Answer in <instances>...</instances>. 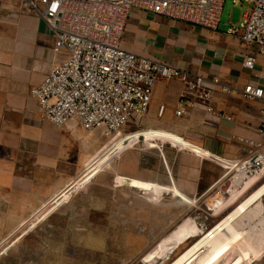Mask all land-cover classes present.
<instances>
[{
  "label": "crops",
  "instance_id": "crops-1",
  "mask_svg": "<svg viewBox=\"0 0 264 264\" xmlns=\"http://www.w3.org/2000/svg\"><path fill=\"white\" fill-rule=\"evenodd\" d=\"M237 21L230 12L228 20L219 17L210 29L132 9L121 46L189 71L212 92L207 101L192 98L194 104L176 115L182 83L159 79L146 112L105 137L100 129L84 131L76 122L58 127L43 117L31 90L66 51L53 52V31L41 17L25 12L22 0H0V233L14 237L0 246L39 255L37 261L20 252L11 256L16 264H50L44 259L49 250L62 247L59 240L50 241L53 222L100 214L99 208L84 207L89 200L98 201V194L84 197L89 178L84 170L99 168L101 157L147 187L133 198L125 194V202L136 203H124L117 214L115 209L111 216L119 219L111 221L106 238L94 221L87 223L86 233L75 230L64 247L81 251L58 257L56 264L159 263L189 239L195 238L194 245L264 185V170L243 182L229 179L250 155L236 138L258 139L264 108V100L242 96L249 82L264 88V54L226 33L229 23ZM247 55L255 56L250 68L243 65ZM68 200L74 208H68ZM201 208L204 217L190 215ZM253 211L264 216V194L200 248L214 249L211 264H227L222 263L225 254L236 246L227 231ZM200 249L182 264L197 260ZM200 260L194 264L209 263Z\"/></svg>",
  "mask_w": 264,
  "mask_h": 264
},
{
  "label": "built area",
  "instance_id": "built-area-1",
  "mask_svg": "<svg viewBox=\"0 0 264 264\" xmlns=\"http://www.w3.org/2000/svg\"><path fill=\"white\" fill-rule=\"evenodd\" d=\"M231 1L240 13L236 23H229L226 33L264 54V0ZM22 2L25 12L41 17L53 31V52L66 51V57L31 90L41 114L53 125L76 122L84 131L100 129L105 137L111 136L126 121L146 112L159 79H178L182 83L176 115L194 104L192 98L209 99L211 88L198 76L155 57L126 50L121 41L132 9L214 29L224 0ZM254 61V55H247L243 65L250 68ZM242 96L264 100V88L249 82ZM162 109L160 106L159 113ZM207 110L213 112L212 106L207 105ZM256 131L258 139L236 138L249 148L250 155L230 175L231 182H243L264 170V108Z\"/></svg>",
  "mask_w": 264,
  "mask_h": 264
},
{
  "label": "rangeland",
  "instance_id": "rangeland-1",
  "mask_svg": "<svg viewBox=\"0 0 264 264\" xmlns=\"http://www.w3.org/2000/svg\"><path fill=\"white\" fill-rule=\"evenodd\" d=\"M230 12H232V19L234 21L238 20L240 13L239 8L234 7L232 5L231 0H224L221 16H219L220 21L225 22L226 20H228ZM169 20L180 22L174 19ZM102 155L103 153H101V156ZM84 171L87 174L85 175L89 176L88 180L85 181L86 186L84 187V197L86 198V196L89 197L91 195L98 194V196H94V198L98 197V201L92 202L89 200L85 202L84 207L99 208L100 214L94 216L89 215L83 218L67 217L65 221V218H60V220H58V222H61L60 224L58 222H53L58 226L53 225L51 227L50 241L54 243L59 240L62 244V247L59 249L53 248L49 250L50 253L47 255L49 256V258L46 257L44 259H46V261H50V264H56L58 257H68L76 251H81L77 248L65 249L64 246H67V242H71V240L74 239V237L76 236V234L74 233L75 230L80 233H86L87 229L89 228L86 225L89 221H94L98 223L101 238H106L108 236L109 226L113 225L111 224V221H113L114 219L118 221L119 219L118 216L115 217L111 215L114 213L117 214L118 211L124 207V203H136L135 201L125 202V194L128 195V198H133V194H135L136 192H140L142 186H144V188L147 187L144 182H140L131 176L123 175L122 173H119L113 168H111L107 156L103 158L101 157L99 168H96V170L95 168L92 170L87 169L85 167ZM93 172L95 173L91 175V173ZM67 205L69 209L74 208V202L71 200H68ZM115 209L117 211H115ZM190 215H192V217H204L206 215V209H194ZM255 215L256 211H253L252 213H250V215L241 218L236 225L232 226V228L227 231V235L229 237L236 239L232 242L231 245L236 244V246L234 248H230L229 250H223V252L227 250V254H225V261H222V263L225 262L227 264H264V216ZM183 219H186V217ZM59 225L62 227H59ZM8 235L9 238H5L8 237ZM13 238L14 237H12L11 234L0 233V242L7 239V242L10 243ZM194 239L195 238L189 239L188 241H186V243L179 246L171 254H169L167 257H165L159 263L156 264H170L171 261L177 256H179L183 251H185L189 245H192L191 243L194 241ZM213 250L214 249L207 247L200 249V251L197 253L198 257H196L198 259L193 261L192 264H194V262L196 261H201L200 259L202 258H207V263L209 262L208 264H211L216 259H208V257L212 254ZM84 251L87 252V250ZM20 252L22 253V256L33 257L37 261L39 259V255L37 254V252L32 253L30 249H3V246H0V264H16L15 259H13L11 256L17 257ZM101 252H103L104 257L107 256L106 250H101ZM239 255L242 256V259L239 257ZM223 259L224 258H222V260Z\"/></svg>",
  "mask_w": 264,
  "mask_h": 264
},
{
  "label": "bare ground",
  "instance_id": "bare-ground-1",
  "mask_svg": "<svg viewBox=\"0 0 264 264\" xmlns=\"http://www.w3.org/2000/svg\"><path fill=\"white\" fill-rule=\"evenodd\" d=\"M261 194H264V185L259 187L248 199L243 203L239 209H237L235 212H233L231 215H229L226 219H224L222 222H220L217 226L213 228L209 233L205 234L201 239H199L194 245H192L188 250L183 252L175 261H173L171 264H182V262L190 257L193 253H195L197 250H199L208 240H210L217 232H219L229 220L233 219V217L239 213L240 211H243L247 204L252 202L253 200L259 198Z\"/></svg>",
  "mask_w": 264,
  "mask_h": 264
}]
</instances>
